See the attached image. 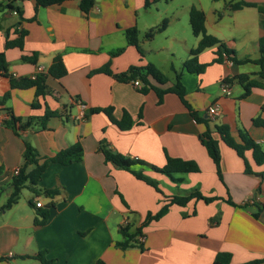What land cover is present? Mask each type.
<instances>
[{"label":"crops","instance_id":"obj_1","mask_svg":"<svg viewBox=\"0 0 264 264\" xmlns=\"http://www.w3.org/2000/svg\"><path fill=\"white\" fill-rule=\"evenodd\" d=\"M78 1L35 9L34 0H22L18 2L21 20L13 11H0V51L5 53L8 73L15 78L33 77L41 66L46 84L44 93L35 96L34 87L10 89L9 78L0 74V96L10 91L0 105V264H52L37 259L38 253L58 264H212L218 252L230 253L232 264L255 260L264 264V178L255 174L264 166L254 162L251 151L244 155L255 173H245L243 160L214 134L220 150L219 176L199 140L205 123L196 121L175 93L166 92L159 101L154 90L140 91L133 79L119 81L106 73H92L107 62L113 73L147 62L158 68L148 50L163 53L168 68L181 73L185 98L198 117L207 119L210 126L226 124L235 139L238 130H244L264 145V127L252 122L258 115L264 120V87H252L247 96L240 97L243 87L236 80L223 85L224 78L256 72L259 65L236 64L225 57L212 62L216 57L213 46L198 54L200 63H208L205 69L189 73L182 62L198 36L192 34L189 42L173 30L155 48L148 46L154 35L139 39L143 30L158 26L168 16L165 29L156 33L167 31L172 22H180V12L188 14L196 6L205 14L208 34L222 40L237 57L257 58V41L264 35L262 14L254 6L229 10L227 3L232 0H147V5L146 0H95L84 14ZM244 1L264 5V0ZM133 26L143 55L127 43L124 31ZM16 29L27 31L22 48L4 49L5 40L17 36ZM173 45L187 55L177 69ZM118 47L123 50L110 55ZM32 52L37 53L36 63L21 60ZM57 54L66 68L59 78L47 73ZM166 77L165 84L151 83L165 89L174 81ZM253 77L261 80L258 75ZM34 100L37 107L30 105ZM210 105L218 110L212 121L206 113ZM8 107L23 120L42 116L46 110L56 114L43 128L34 125L15 132L2 122L7 118L3 108ZM104 107H111L116 119L126 111L134 124L121 130L103 112L84 116L90 108ZM24 139L38 152L39 163L75 142L82 146V158L47 165L37 187L57 188L53 197L28 189L33 196L20 192L18 200L3 209L12 172L21 163ZM102 144L126 158L142 160L144 164L135 163L132 169L155 179L158 189L106 160ZM166 155L192 159L199 171L178 175L184 181L175 183L151 169L163 166ZM192 188L213 200L170 203L161 217L141 225L148 213L155 214L173 195H184ZM38 200L43 206H35ZM49 202L53 204L48 218L37 223L39 211ZM125 219L131 231L140 227L145 236L143 249L115 245L122 239L119 228Z\"/></svg>","mask_w":264,"mask_h":264},{"label":"trees","instance_id":"obj_2","mask_svg":"<svg viewBox=\"0 0 264 264\" xmlns=\"http://www.w3.org/2000/svg\"><path fill=\"white\" fill-rule=\"evenodd\" d=\"M22 0H0V11L10 10L16 11L19 19H23L21 16L20 6L18 4ZM66 0H34L35 9L38 7H46L50 5H58ZM95 0H79L78 6L82 13L87 14L94 6ZM147 5V0L145 1ZM243 6H254L257 7L259 12L262 14L260 20V26L264 30V5L257 4L254 2H247L244 0H232L227 3V8L229 10H236ZM167 18H163L158 26L150 27L146 32L145 36L150 38L154 33L160 32L167 26ZM188 21L191 28V32L194 36H198L199 40L195 47L189 49L188 57L182 62V68L189 73H201L208 63H200L198 61V54L208 47H216V57L212 62H220L222 57L226 60L231 61L236 64L253 63L259 65V70L250 73H239L231 78H224L223 82H228L232 79L236 80L242 87L243 92L240 97H245L249 94L252 87H264V35L261 36L257 41L259 56L257 58H250L248 56L237 57L233 49L226 47V45L218 37L212 34H208L205 29V14L204 12L197 8L196 6H191L188 13ZM17 36L13 39H6L4 42V49L11 47L22 48L23 38L27 31L25 29H16ZM127 43L136 48V50L143 55V51L138 43V30L135 26L127 28L124 31ZM123 50V47H118L114 51L110 52V55H117ZM37 53L32 52L29 55H22L21 60L30 63H36ZM106 73L114 77L119 81H130L132 79H139L142 83L140 91L146 92L152 89L156 92L159 101L162 95L166 92L175 93L181 102L188 108L191 115L196 121H202L205 123V130L199 135L200 143L206 150V153L212 160L215 170L219 176H221L220 170V150L218 146V138L224 142L228 147L232 148L236 154L243 160L244 172L245 173H255L252 171L244 153L246 150H250L254 162L258 165L264 166V145L253 140L248 136L244 130H238V139H235L226 124H214L210 126L208 120L205 118H200L197 116L196 112L191 108L190 104L185 98V88L180 81V72L175 70L174 81L171 86L161 89L151 83V80L158 84H165L168 79L167 77L151 62H147L144 65H131L128 69L121 73H113L109 68V62L104 65L92 70V73ZM47 73L53 77L59 78L66 73V68L63 64L62 57L57 54L53 57L50 66L48 67ZM0 74L9 78L10 89L14 88H28L34 87L35 96L41 95L46 89L45 73H37L33 77H20L15 78L8 73L7 62L5 59L4 51H0ZM258 75L261 80L255 79L253 76ZM10 97V91H6L0 96V105H3L5 101ZM32 107H37L35 100L30 103ZM264 106V105H263ZM262 106V107H263ZM7 114L2 122L3 124L11 128L13 131L25 129L37 125L40 128L45 127L47 119L56 114V111L46 110L42 116H29L26 119H22L16 116L11 108H3ZM103 112L108 119L114 123L121 130L130 128L134 124V120L131 115L126 111L123 112L120 119H116L112 114L111 107L104 108H90L86 111L84 116L89 113ZM140 117V113H138ZM255 125H261L264 127V120L258 115L252 119ZM215 135L218 136L216 138ZM102 152L105 159L111 161L118 167L130 171L136 178L141 179L151 185L152 187L158 189L157 181L152 177L144 174L141 170L132 169V165L135 163L144 164L142 160L126 158L123 155L114 152L102 144ZM82 158V146L79 142L70 144L69 146L58 150L55 154L46 157L42 162H38V152L31 145V143L24 139V149L21 154V163L18 166L19 171L17 174L12 175L10 182V193L7 197L5 204L2 206L3 209L10 207L14 204L20 195L22 189L27 188L35 193H41L43 195L53 197L58 193L57 188L52 189H40L37 187V183L46 169L49 163H59V164H69L74 161H79ZM151 169L155 172L162 173L169 177L175 183H181L184 181L183 176L186 173L199 171L198 164L192 159H183L180 157H173L166 155L165 163L163 166H151ZM2 171L0 167V172ZM256 175L264 178V167L261 172L255 173ZM191 199H202L205 202H210L213 200L212 197L203 196L198 188H192L184 195H173L168 202L164 203L161 208L155 213H148L141 225H145L151 219H157L167 212L170 203L186 204ZM52 202L47 203L38 213L39 218L36 219L37 223H44L49 215V207L52 206ZM242 205H246L243 203ZM261 208L264 209V203L261 204ZM256 216V214H253ZM119 232L121 233L122 239L116 241L115 245L121 249H125L130 246H137L143 249V245L137 244V236L141 234L140 227L135 228L133 231L130 230L129 225L120 226ZM37 259L42 262L58 264L54 260H49L44 257L42 253L35 255ZM2 258H0L1 260ZM258 261H249L240 264H256ZM212 264H232L230 262V253L228 252H218Z\"/></svg>","mask_w":264,"mask_h":264},{"label":"rangeland","instance_id":"obj_3","mask_svg":"<svg viewBox=\"0 0 264 264\" xmlns=\"http://www.w3.org/2000/svg\"><path fill=\"white\" fill-rule=\"evenodd\" d=\"M181 1L183 0H178V2H181ZM151 8H153V6ZM179 17H180V22H176V21L172 22L167 31H164L163 33H155L154 38L153 39L151 38L148 40V42H150L149 43L150 45L148 46H151L154 48L159 47L158 45H161L162 43L166 42L165 41L166 35L172 32L173 30H177L182 36L185 37L187 41L190 42L193 37H192L191 28L188 23V14L187 12H184V13L180 12ZM166 18H168V16ZM145 38L147 39V37L145 36V31L143 30L141 34L139 35V39L141 40ZM145 47H147V44ZM173 48L175 49L176 56H177V58L174 59V63H175L174 66L177 69L180 66L181 59H185L187 55L183 54L178 46L173 45ZM148 53H150L151 57H153V59H155V61L158 63L159 65L158 68L161 70L163 74H165L168 77H175L174 72L168 68V64H166L164 60L163 53L155 54L153 50H148ZM21 195L22 196L24 195L25 197L26 195L33 196V193L27 188H24L21 190ZM41 196H44V195L41 194Z\"/></svg>","mask_w":264,"mask_h":264},{"label":"built area","instance_id":"obj_4","mask_svg":"<svg viewBox=\"0 0 264 264\" xmlns=\"http://www.w3.org/2000/svg\"><path fill=\"white\" fill-rule=\"evenodd\" d=\"M13 13H14V14H17L16 11H13ZM37 71H38L37 73H44V70H43V68H42L41 66H38ZM37 73H36V74H37ZM34 76H35V75H34ZM132 84H133L134 86H136V87H141V86H142V83L139 81V79H133V80H132ZM223 85H224V87H225L224 82H223ZM79 106H80L82 109H85V104H84L83 102H79ZM206 113H207V115H208L210 121L214 120L215 117H216V115L218 114L217 107H216L215 105H210V106H208L207 109H206ZM18 171H19V167L14 168V170H13V172H12V175L17 174ZM35 206H36V207H41V206H43V204H42V202H41L40 200H38V201L35 202ZM127 223H128V222H127V220L125 219V220H123L121 226H125ZM144 240H145V236H144V234L141 233L140 235L137 236L136 243H137V244H140V245H143Z\"/></svg>","mask_w":264,"mask_h":264}]
</instances>
